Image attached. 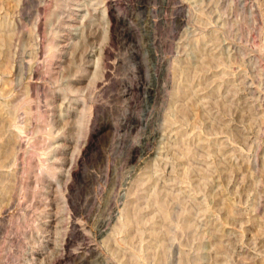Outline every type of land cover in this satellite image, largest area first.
<instances>
[{
	"label": "rangeland",
	"instance_id": "374dc122",
	"mask_svg": "<svg viewBox=\"0 0 264 264\" xmlns=\"http://www.w3.org/2000/svg\"><path fill=\"white\" fill-rule=\"evenodd\" d=\"M0 264H264V0H0Z\"/></svg>",
	"mask_w": 264,
	"mask_h": 264
}]
</instances>
